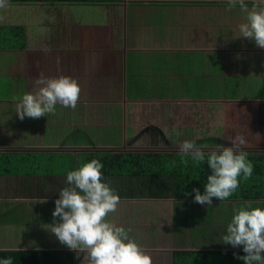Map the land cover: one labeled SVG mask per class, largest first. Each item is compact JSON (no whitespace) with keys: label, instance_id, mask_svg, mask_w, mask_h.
<instances>
[{"label":"crops","instance_id":"crops-1","mask_svg":"<svg viewBox=\"0 0 264 264\" xmlns=\"http://www.w3.org/2000/svg\"><path fill=\"white\" fill-rule=\"evenodd\" d=\"M10 1L0 9V252L72 254L81 264L82 254L46 230L67 171L92 159L105 164L110 154L150 151L172 155L155 175L102 169L120 197L108 220L130 229L152 264H229L228 255L243 253L222 242L227 224L234 209L246 201L264 208V199L196 203L192 191L180 194L183 163L174 157L184 140L213 150L242 134L243 150L264 147V49L236 38L239 5ZM3 30L15 32L11 44ZM40 72L76 79L79 102L75 110L57 105L54 115L21 121L16 98L33 90Z\"/></svg>","mask_w":264,"mask_h":264},{"label":"clouds","instance_id":"clouds-1","mask_svg":"<svg viewBox=\"0 0 264 264\" xmlns=\"http://www.w3.org/2000/svg\"><path fill=\"white\" fill-rule=\"evenodd\" d=\"M231 11L239 5L243 20L237 25L236 38L254 40L264 49V0H252L248 7L246 0H226ZM8 0H0V9L7 7ZM46 54L50 48L42 49ZM33 90L16 98L15 113L23 121L26 117L39 119L54 115L57 105L75 110L81 93L78 81L70 76L46 77L43 72L32 82ZM245 137L235 136L231 146L217 144L206 152L194 141L184 140L178 144L181 162L187 166L188 158L193 166L206 164L211 170L207 175L203 194L197 188L194 202L212 205L213 198L224 201L239 188L241 178L250 179L254 172L253 163L243 151ZM98 159L83 163L66 174L67 187L59 191L54 201V218L46 230L54 234L61 245L81 254V264H152L150 254L131 238L130 229L108 220L110 214L118 211L120 197L105 181ZM46 202V198L41 203ZM58 218V219H55ZM222 242L233 248L241 247L244 255H236L244 264H264V208L253 207L246 201L233 210ZM0 264H13L12 257L0 259Z\"/></svg>","mask_w":264,"mask_h":264},{"label":"trees","instance_id":"trees-1","mask_svg":"<svg viewBox=\"0 0 264 264\" xmlns=\"http://www.w3.org/2000/svg\"><path fill=\"white\" fill-rule=\"evenodd\" d=\"M11 2V1H10ZM32 3L31 0H14L10 3L12 4H22V3ZM39 2V1H36ZM15 32L12 30H3L2 35H4L5 40L9 44L12 43L13 36ZM16 39V37L14 38ZM230 146V145H229ZM206 152L211 150H205ZM248 153L247 159L250 160L254 165V172L250 179L247 181L241 178L239 188L237 191L224 201H240V200H258L264 199V151H248L243 150ZM104 153V152H99ZM174 157L177 160H181L179 151L174 152ZM105 164L103 169L104 172L113 171L114 173H123L129 176H137L141 171H144V175H155L154 171L157 172L160 163L164 159L172 157V155H167L166 152H150L146 151L144 153L138 154H110V156H105ZM109 157V158H108ZM109 159V160H108ZM189 163L187 166L184 164L179 165L180 172L178 173V179H176V184L179 187L180 194L184 193L185 197L194 188L200 190L201 194L204 191V185L207 182V175L211 174V170L206 164H201L196 167L193 166L191 159L188 158ZM195 193L193 192V198ZM215 201H219L213 198ZM236 255H244V253H232L229 256L231 262L229 264H244L243 260L237 259ZM12 257L13 264H75L74 257L72 254H51L47 252H28V253H4L0 252V259ZM175 264H182L179 260L175 261ZM188 264V263H186ZM191 264H204L203 261L194 262ZM218 264V263H217Z\"/></svg>","mask_w":264,"mask_h":264},{"label":"rangeland","instance_id":"rangeland-1","mask_svg":"<svg viewBox=\"0 0 264 264\" xmlns=\"http://www.w3.org/2000/svg\"><path fill=\"white\" fill-rule=\"evenodd\" d=\"M18 17V11L16 8H14L12 10V15L10 16L11 19H14V18H17ZM263 145H261L260 147L258 148H255V151L257 152H261V151H264V147H262ZM249 151V150H248Z\"/></svg>","mask_w":264,"mask_h":264}]
</instances>
